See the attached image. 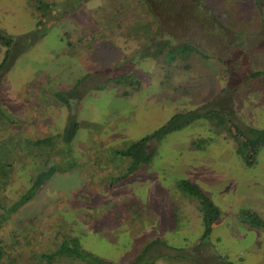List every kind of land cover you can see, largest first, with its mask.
Segmentation results:
<instances>
[{
	"label": "rangeland",
	"instance_id": "obj_1",
	"mask_svg": "<svg viewBox=\"0 0 264 264\" xmlns=\"http://www.w3.org/2000/svg\"><path fill=\"white\" fill-rule=\"evenodd\" d=\"M40 12L31 0H0V30L28 33ZM50 22L0 79V105L13 119L0 120V157L10 164L0 205L15 201L61 151L76 167L54 174L0 226V264H81L38 258L54 249L57 232L115 264L157 238L164 244L146 250V259L175 253L196 264H264V229L239 215L247 209L264 223V144L247 164L246 147L239 153L240 141L225 129L231 117L240 129L264 128V0H87ZM163 42L197 52L171 62L168 48L142 55ZM254 71L261 74L247 76ZM128 72L138 88L111 82ZM69 88L66 108L52 92ZM214 108L226 116L207 114L166 133L148 165L106 187L124 169L121 159L110 161L109 148L150 134L174 114ZM68 118L79 123L69 142L53 139L41 154L30 147L29 139L61 133ZM179 180L197 185L219 211L202 243L201 204ZM22 229L34 237L25 239ZM169 259L151 264H194Z\"/></svg>",
	"mask_w": 264,
	"mask_h": 264
},
{
	"label": "trees",
	"instance_id": "obj_2",
	"mask_svg": "<svg viewBox=\"0 0 264 264\" xmlns=\"http://www.w3.org/2000/svg\"><path fill=\"white\" fill-rule=\"evenodd\" d=\"M31 1L37 4L38 9L41 10L40 14L38 15V19L35 22L34 29L32 31L19 35L17 37H12L10 35H6L0 30V46L3 47L2 57L0 60V79L3 77L2 75L7 72L15 57L19 53L26 50L35 40L43 36L47 28L52 23L50 22L51 20L58 19L59 17L68 14L72 10L81 6L87 0H66L60 2L59 4H50L49 2L44 0ZM49 12H52V14L50 15ZM45 23L47 24L45 25ZM90 35L93 36L94 34ZM165 48H168L167 52L171 54L167 58L169 62L174 61L173 55L184 56L191 52H197V49L189 44H181L177 47H170L168 46L167 42H163L162 44L158 45L157 50L155 49V51L151 52L146 51L142 55H152L155 53H159V51L163 52ZM138 56L140 57V55H137L136 58H139ZM136 58L134 59L137 60ZM260 74V71H254L249 73L247 76L254 78L259 76ZM78 81L79 80H77L76 83ZM111 82H113L114 84L125 83L133 88L139 87L138 80L131 74V72L114 75L111 78ZM70 88L67 90H53L52 92L55 96V99H57L66 108L69 107L68 99L70 94L69 91L71 90ZM122 92V94H127L126 90ZM224 113L225 112L214 108L208 112L205 111L203 113L174 114L162 126H160L155 131L151 132L150 134H147L142 138L133 141L122 148H109L108 154L109 158H111L110 161L113 163L115 158L116 160L121 159L120 161L123 163L124 169L122 171H117L116 173L110 175L107 182L105 183L106 187L111 188L115 183L126 180L130 175L136 173L139 169L148 165L155 153V142L159 138H161V136L165 135L166 133L172 130L181 128L183 125L188 124L194 118L200 116L206 117L207 114L209 117L219 116L220 118H223V116L225 115ZM225 118L227 119V117ZM0 120H5L7 122L13 121V119L10 117V115L5 112L1 105ZM222 121L224 122V120ZM228 122L229 123H225V129L231 131V133L235 135L236 139L240 141L238 147V151L240 150L239 153H242V151H244L243 148L246 147L247 152L245 155H247L246 158L248 157L246 163L250 164L257 148L264 144V128L255 129L251 127H246L240 129L235 123H233L232 117L228 120ZM218 125H220V123ZM78 126V122L68 118L61 133H57L56 135H50L49 137L32 138L28 140V143L30 147H32L36 151L37 154H41L46 148H52V146L54 145L53 139L58 138L62 142H69L75 134ZM61 155L62 156L58 159V161L51 162L50 164H47L44 161L46 163L45 167L39 169L38 171L32 174L28 186L17 197L15 201L10 203L8 206L0 205V226L4 223V221L7 220L10 214L15 213L20 207L32 200L36 193L39 191V189L43 187L48 181V179L51 178L54 174L59 172H65L76 167V162L74 161L75 159H73L69 153V157L67 156V152L61 151ZM65 157H67L66 160H64ZM110 161H103L102 164L106 162L110 164ZM99 163L100 162L98 161L95 164L99 166ZM9 167L10 164L7 162V160L0 157V185H4V183L6 182L7 171L10 170ZM176 184L179 189L183 193H185V195H188L190 197L194 196V198L196 197L201 204V216L204 229L200 236L198 244L202 243L203 241H205V239L208 238L211 224L218 219L219 211L217 207L213 205L211 200L206 196L204 192H202V190L197 185L186 180H179ZM240 214L247 218L250 216L254 218V221L245 224L246 226L254 228H256L257 226H261L264 229V223L262 224L257 217L253 216L254 213H252L251 211L247 209H242L239 211V215ZM21 231L23 233L22 236H24L25 239H30L31 237H34V232L32 230L26 232V229H22ZM55 236L57 238L54 244V249L40 253L38 255L39 259L44 260L47 263H50L51 261L56 262L60 258H65L78 261L81 264H115L111 261L104 260L101 257L94 255L81 248L79 239L76 235H61L57 232L55 233ZM158 243L164 244V242L161 241L159 238L147 242L143 246V248H141L140 253L138 255H135L134 257L127 260V264H151L156 258L159 257L167 259L173 258V261L181 260L191 262L193 261L194 264L197 263L195 260L188 258L186 255L181 254L177 256L175 255V253L169 255L167 254V256H163L162 254H157L160 255L157 256L155 254L153 257H149L147 259L145 258L146 256L143 257L146 250ZM2 254L3 252L0 250V257L2 256ZM142 258H144L145 260H143Z\"/></svg>",
	"mask_w": 264,
	"mask_h": 264
}]
</instances>
